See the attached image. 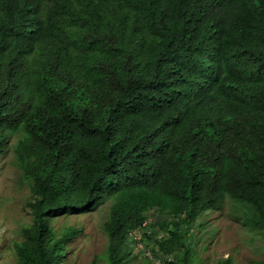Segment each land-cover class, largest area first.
<instances>
[{
	"label": "trees",
	"instance_id": "obj_1",
	"mask_svg": "<svg viewBox=\"0 0 264 264\" xmlns=\"http://www.w3.org/2000/svg\"><path fill=\"white\" fill-rule=\"evenodd\" d=\"M219 124L230 144L191 159L192 129ZM13 138L33 217L17 264H60L81 229L47 217L104 203L107 264L134 229L153 259L198 264L226 201L264 264V0H0V154Z\"/></svg>",
	"mask_w": 264,
	"mask_h": 264
},
{
	"label": "rangeland",
	"instance_id": "obj_2",
	"mask_svg": "<svg viewBox=\"0 0 264 264\" xmlns=\"http://www.w3.org/2000/svg\"><path fill=\"white\" fill-rule=\"evenodd\" d=\"M13 142L9 141L8 145ZM21 175L22 170L16 166L12 147H8L0 154V264H17L15 244L25 240L22 229L30 226L33 221L31 210L26 206L31 193ZM108 207L109 204L104 203L84 214L47 217L49 227L57 234L65 227L81 229L66 245L67 251L60 264H91L93 260H96V264L108 263L107 239L102 227ZM157 216L153 212L147 222L154 224ZM205 222V231L195 235L198 264H213L227 256H231L235 264H253L260 258V249L263 247L260 235L241 224L234 216L229 201L225 202L221 211L211 213ZM159 235L163 236V233ZM135 239L138 243L134 244L127 264H164L162 260L151 257V245L145 244L147 241L141 243L144 240L141 230L136 232Z\"/></svg>",
	"mask_w": 264,
	"mask_h": 264
},
{
	"label": "clouds",
	"instance_id": "obj_3",
	"mask_svg": "<svg viewBox=\"0 0 264 264\" xmlns=\"http://www.w3.org/2000/svg\"><path fill=\"white\" fill-rule=\"evenodd\" d=\"M223 128H227V127L219 124L218 128H216V129L212 128L211 130H209L208 128H205V127H198V128L192 129L197 134V138L186 147V154L191 159H193V158H198L204 154H207V153H210V152H213V151L227 147L231 142V138L227 137L223 133ZM11 140L15 141V138H13ZM8 142H7V148L10 147V145H8ZM6 149H5V151H6ZM192 156H194V157L192 158ZM153 212L156 213V211H152L148 216H151V214ZM148 216H147V218H148ZM147 218H146V220H147ZM145 224L146 223L144 222L142 224V227H144ZM139 230H141V229H134L128 233V235L134 239L135 244L138 243L135 239V234ZM141 232H142V230H141ZM141 243H144L143 240H141ZM141 249H143V247H141Z\"/></svg>",
	"mask_w": 264,
	"mask_h": 264
}]
</instances>
